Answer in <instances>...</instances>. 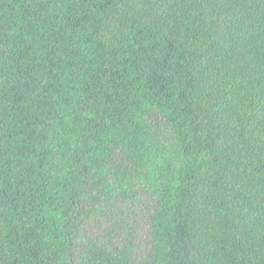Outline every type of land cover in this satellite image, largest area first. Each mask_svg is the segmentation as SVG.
<instances>
[{"label": "trees", "instance_id": "obj_1", "mask_svg": "<svg viewBox=\"0 0 264 264\" xmlns=\"http://www.w3.org/2000/svg\"><path fill=\"white\" fill-rule=\"evenodd\" d=\"M0 264H264V0H0Z\"/></svg>", "mask_w": 264, "mask_h": 264}]
</instances>
